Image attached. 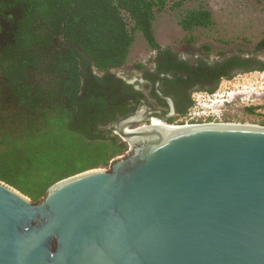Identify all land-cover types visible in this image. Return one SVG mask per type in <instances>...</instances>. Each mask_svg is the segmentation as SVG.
Here are the masks:
<instances>
[{"label":"water","instance_id":"1","mask_svg":"<svg viewBox=\"0 0 264 264\" xmlns=\"http://www.w3.org/2000/svg\"><path fill=\"white\" fill-rule=\"evenodd\" d=\"M157 84L169 111L118 118L107 168L36 201L0 181V264H264V126H152L176 116Z\"/></svg>","mask_w":264,"mask_h":264},{"label":"trees","instance_id":"2","mask_svg":"<svg viewBox=\"0 0 264 264\" xmlns=\"http://www.w3.org/2000/svg\"><path fill=\"white\" fill-rule=\"evenodd\" d=\"M184 2L0 0V181L36 201L53 183L124 153L127 143L105 128L133 111L124 101L137 91L111 71L127 63L136 32L160 49L156 13ZM212 22L199 6L177 23L190 32ZM263 48L264 38L250 55L221 53L207 92L236 72L264 71ZM191 105L189 97L177 116Z\"/></svg>","mask_w":264,"mask_h":264},{"label":"rangeland","instance_id":"3","mask_svg":"<svg viewBox=\"0 0 264 264\" xmlns=\"http://www.w3.org/2000/svg\"><path fill=\"white\" fill-rule=\"evenodd\" d=\"M199 6L210 11L212 24L190 32L183 31L178 19L187 10ZM153 29L161 47L181 49L186 45L187 49L200 51L207 46V56L212 59H219L221 53L229 55L237 51L250 55L255 43L264 38V0H185L180 8L167 7L156 13ZM152 53L153 50L136 32L127 63L113 72L132 82L140 73L137 66L147 63ZM256 57L264 61V48ZM191 100V108L184 115H176L173 123L264 126V71L236 72L229 79H220L213 92L197 91Z\"/></svg>","mask_w":264,"mask_h":264},{"label":"flooded vegetation","instance_id":"4","mask_svg":"<svg viewBox=\"0 0 264 264\" xmlns=\"http://www.w3.org/2000/svg\"><path fill=\"white\" fill-rule=\"evenodd\" d=\"M217 60L218 58H209L207 49L203 47L198 51L197 49H187L186 45H183L181 49L162 46L158 50H153L149 61L144 63L141 69L139 68L138 77L130 83L112 70L113 74L137 91L134 97H129L124 101L127 109L133 108V111H129L125 115L141 109L144 104L141 99H144L145 103L153 109L169 111L167 101L156 93V81H158L156 89L163 96L173 100L177 115L178 108L185 103L187 98L197 91H208L214 86L219 77L218 70L213 66ZM162 74L168 75L161 76ZM145 85L148 87L145 88ZM153 116L162 118L161 114H153ZM109 129L107 126L105 132H108Z\"/></svg>","mask_w":264,"mask_h":264},{"label":"bare ground","instance_id":"5","mask_svg":"<svg viewBox=\"0 0 264 264\" xmlns=\"http://www.w3.org/2000/svg\"><path fill=\"white\" fill-rule=\"evenodd\" d=\"M150 123H151L152 126H157V127H183V126H196V125H200V124H195V123L194 124H187V123L186 124H172V123L163 122L162 120H160L158 122L150 121ZM220 124L221 125H239V124H229V123H220ZM146 127L147 126L143 125V126H141L140 129L146 128ZM125 131H133V130H125ZM127 142H128V140H127Z\"/></svg>","mask_w":264,"mask_h":264},{"label":"built area","instance_id":"6","mask_svg":"<svg viewBox=\"0 0 264 264\" xmlns=\"http://www.w3.org/2000/svg\"><path fill=\"white\" fill-rule=\"evenodd\" d=\"M172 124H176V123H173V122H172ZM185 124H186V123H185Z\"/></svg>","mask_w":264,"mask_h":264}]
</instances>
